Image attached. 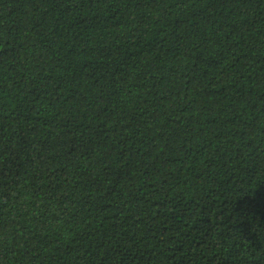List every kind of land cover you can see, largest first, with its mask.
Masks as SVG:
<instances>
[{
    "label": "trees",
    "instance_id": "trees-1",
    "mask_svg": "<svg viewBox=\"0 0 264 264\" xmlns=\"http://www.w3.org/2000/svg\"><path fill=\"white\" fill-rule=\"evenodd\" d=\"M0 264H264V0H0Z\"/></svg>",
    "mask_w": 264,
    "mask_h": 264
}]
</instances>
